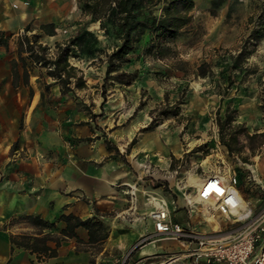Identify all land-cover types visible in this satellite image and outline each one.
<instances>
[{"label": "rangeland", "instance_id": "rangeland-1", "mask_svg": "<svg viewBox=\"0 0 264 264\" xmlns=\"http://www.w3.org/2000/svg\"><path fill=\"white\" fill-rule=\"evenodd\" d=\"M194 1L191 26L171 43L175 56L163 61L152 57L141 58L128 67V71L139 72L138 79L128 90L116 87L106 92L104 103H127L134 108L131 117L127 121H119L118 117L115 119L118 110L112 114L104 113L101 108L95 113L91 110L89 112L93 118L94 131L100 135L102 131L99 127L105 125V128L119 134L114 137V143H118L121 141L120 135L130 127L136 128V134L145 128L152 120L151 111L163 106L173 109L177 105L178 116L165 119L155 116L159 125L152 131L159 132L163 143L167 141L169 146L168 156L161 162L163 166H155L158 162H151L149 158L142 164L146 166L144 169L149 168V174L152 175L146 178L152 180L149 183L151 190L165 192L162 186L159 189L154 188L159 182L171 185L174 190L181 189L186 195L185 199L191 198V207L202 213L201 205L192 201L197 187L190 182L195 179V183L199 184L197 179L209 175L225 176L229 168L244 171L246 176H251L250 167L256 164V160L254 162L252 158L264 154L263 147L253 157L249 156L248 151H244L239 157L230 156L218 140L216 126V116L222 117L226 105L230 103L237 110V122L243 123L249 133L264 130V114L260 108L264 82V0ZM12 7L17 9L18 5L12 4ZM23 7L28 9L30 4L25 2ZM31 7L34 14H30L29 19L18 25L19 35L29 32L28 35L31 36V31L40 22L52 21L57 29L56 35L65 42L74 37L88 21L82 15L77 0H36ZM87 30L96 35L99 47L111 49L112 40L104 36L99 24H90ZM254 31L259 33L255 35L258 40L255 41L253 53L242 66L243 70L232 72L227 82V67ZM252 39L250 42L253 43ZM252 47L248 45L247 48L251 50ZM53 51L50 52L51 56ZM103 60L98 55L88 58L83 54L70 59V64L79 71L89 88L64 96H60L57 86L49 87L48 90L44 88L51 80L44 75L43 69L38 67L37 71H33V84L39 92L38 101L31 111L24 107L22 117L25 118L31 113L36 118L29 126L22 122L19 129L23 132L30 127L32 142L29 145H32L28 149L20 150L22 143L18 142L14 156H10L11 162L20 159L28 163L34 160L39 165L52 163L54 166L64 163V158L55 154L61 147L72 148L79 140L69 135L68 125L62 122L65 111H60L58 105L71 100L77 103L78 110L85 112L87 108L80 104L83 101L102 103L100 85L104 70ZM202 63L208 65L209 74L205 78L196 76V68ZM174 64H179L177 67L183 68V72L172 68ZM244 69L248 70L245 76L242 75ZM96 88L98 90H94ZM165 93L168 95L167 103H164ZM11 96L8 93V97ZM54 117L57 124H48L47 119L52 120ZM242 119L245 122H241ZM246 157L248 159L244 163L242 158ZM253 186L247 185L249 188L243 194L244 199L251 202L254 213H257L264 207V194L254 192ZM207 218V221H198L199 218H195V225L185 218L182 224L201 234L217 229L229 232L237 228L223 221L219 223L216 217ZM139 242L135 244L134 251L142 246ZM163 243L169 247L168 253H178L181 250L179 243L174 240H161L147 248L162 250ZM155 262L152 259V264Z\"/></svg>", "mask_w": 264, "mask_h": 264}, {"label": "crops", "instance_id": "crops-1", "mask_svg": "<svg viewBox=\"0 0 264 264\" xmlns=\"http://www.w3.org/2000/svg\"><path fill=\"white\" fill-rule=\"evenodd\" d=\"M35 1L0 0V33L7 42L6 47H0V264H152L155 256L168 253L169 247L164 243L162 250L147 248L161 240L145 243L135 251L133 249L137 242L155 233L153 222L148 215L161 202L166 203L170 220L182 227L185 218L194 225L197 217L198 221H207L209 218H204L200 211L197 212L187 203L188 197L185 199L186 195L181 189L174 190L171 185L162 182L154 188L159 189L162 186L165 192L150 189L149 183L152 180L146 178L152 175L149 174V168L144 169L146 166L142 163L149 158L151 162H158L155 166L162 167L161 162L168 156L169 150L168 142L163 143L159 132L136 134L134 133L136 128L133 126L120 135V142L114 143V137L119 134L105 128V125L99 127L102 131L101 136L94 131L93 118L89 110L95 113L101 108L108 114L118 110L115 119L118 117L119 121H127L131 117L133 107L120 102L102 104L83 101L80 104L87 108L84 112L78 110L77 103L71 100L60 103L58 105L60 111H65L62 122L68 125L69 135L79 140L72 148L61 147L55 154L63 157L64 163L54 166L52 163L39 165L34 160L28 163L20 159L11 162L10 156H14L17 150L16 148L10 153L15 141L22 143L20 150L28 149L32 145V143L29 145V142H32L30 127L20 132L19 126L22 122L29 126L36 118L31 113L23 118L22 112L24 107L31 111L37 104L39 92L33 84V71H37L38 66L26 60L30 75L29 85L34 92L32 99L29 100V88L22 84V66L17 56L18 44L23 35H19L17 29L23 20L34 14L31 6ZM25 2L30 4L28 9L23 7ZM12 4L18 5V8L14 9ZM44 24L55 23L40 22L30 34L39 35V43L47 46L52 52L55 44L63 43L64 39L56 35L55 25L54 36L44 35L39 30L40 25ZM28 34L29 32L26 33L27 36ZM22 56L25 57L26 54ZM11 61L17 62L18 81L15 87L12 84ZM86 88L89 86L86 85ZM128 88L124 87L126 90ZM8 93H11V98L8 97ZM241 122L245 121L242 119ZM47 123L57 124L56 117L52 120L47 119ZM133 139L136 142L130 147ZM104 140L111 142L117 148L118 154L108 151ZM255 160L256 164L250 167L251 176H246L244 171H237L238 189L243 196L244 190L249 188L247 185H254L252 187L254 192L264 194V154L254 156L252 161ZM195 182L194 179L190 184L195 186ZM129 187L134 190L132 199L128 195ZM62 214H72L82 220L95 217L103 223L107 231L106 239L97 245L96 249L87 243V231L77 228L75 230L77 239L62 240L54 258L37 260L34 254L22 248H13L12 251L10 235L35 232L26 223L4 228L12 217L38 216L49 223H55L54 228L44 233L59 236L65 227V224L59 221ZM49 245L54 247L53 243Z\"/></svg>", "mask_w": 264, "mask_h": 264}, {"label": "trees", "instance_id": "trees-1", "mask_svg": "<svg viewBox=\"0 0 264 264\" xmlns=\"http://www.w3.org/2000/svg\"><path fill=\"white\" fill-rule=\"evenodd\" d=\"M77 2L82 15L88 18V21L74 37L63 43H56L52 56H49L50 49L39 43V35L27 36L24 34L19 41L17 56L18 62L22 66L21 80L22 84L29 88V100L32 99L34 92L29 85L30 75L26 60L43 69L44 75L51 80V83L45 85L46 90L49 87L57 86L60 96H64L74 94L75 90L86 88L83 77L70 64V59L83 54L88 58L94 55L104 58L103 77L100 85L103 104L106 92L110 88L130 87L138 79L139 72L137 70L128 71V67L134 62L145 57L163 61L175 56L171 43L191 26L193 19L191 12L195 7L194 0H77ZM90 24H99V29L104 36L112 40L110 50H105L97 45L99 41L96 35L87 30ZM54 29L53 24H44L39 27V30L46 36H54ZM258 33L254 31L233 57L231 65L226 69L227 82L232 72L243 70L242 66L254 51L255 41L258 40L255 35ZM250 39L253 40V43L250 42ZM248 45L253 46L251 50L247 48ZM6 46V39L0 33V47ZM22 54H26V56L23 57ZM177 65L179 64L172 65V68L183 72V68L177 67ZM11 71L12 84L15 87L18 81L16 61H11ZM247 73L248 70L244 69L242 75L245 76ZM208 74L206 63H202L196 68V76L205 78ZM167 102L168 95L165 93L164 103ZM260 108L264 114V82L261 89ZM150 114L152 115L151 122L140 133L155 129L159 125L156 117L165 119L169 116H178V107L175 105L173 109H168L163 106L151 111ZM237 117V110L230 103L226 105L222 117L216 116L218 140L227 149L230 156L239 157L244 151H248L249 156L253 157L264 147V130L249 133L243 123L237 122ZM135 142L136 140L133 139L130 147ZM17 144L18 141L13 143L10 153L16 150ZM104 144L108 151L118 154L117 148L111 142L104 140ZM247 159V157L242 158L244 163L247 162ZM155 186H159L158 183ZM59 221H62L65 227L60 231L59 236H51L44 231L54 228L55 223H49L38 216L12 217L4 225V228L17 223H26L35 230L32 234L10 235L12 251L13 248H22L30 254H34L37 260L54 258L62 240L77 239L75 234L77 228L87 231V243L96 249L97 245H100L107 237L103 223L95 217L82 220L72 214H62ZM50 243H53L54 247H51ZM91 262L93 263V260Z\"/></svg>", "mask_w": 264, "mask_h": 264}, {"label": "built area", "instance_id": "built-area-1", "mask_svg": "<svg viewBox=\"0 0 264 264\" xmlns=\"http://www.w3.org/2000/svg\"><path fill=\"white\" fill-rule=\"evenodd\" d=\"M238 186V172L229 168L225 176L204 177L196 191L202 215L237 227L229 232L217 229L197 233L173 223L166 203L155 207L148 215L155 233L139 244L174 240L181 251L155 256L153 264H264V207L254 213L251 202L244 199ZM129 191L130 199L134 198V190L129 187Z\"/></svg>", "mask_w": 264, "mask_h": 264}, {"label": "bare ground", "instance_id": "bare-ground-1", "mask_svg": "<svg viewBox=\"0 0 264 264\" xmlns=\"http://www.w3.org/2000/svg\"><path fill=\"white\" fill-rule=\"evenodd\" d=\"M197 180H198L199 184H196L195 186H198V185L200 186L202 184V180L201 179H197ZM188 200H189V202H191V198H188ZM192 201L196 202V195L193 196Z\"/></svg>", "mask_w": 264, "mask_h": 264}]
</instances>
